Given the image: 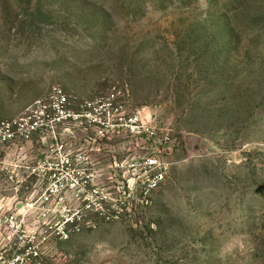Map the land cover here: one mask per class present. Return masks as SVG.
Masks as SVG:
<instances>
[{
  "label": "rangeland",
  "instance_id": "rangeland-1",
  "mask_svg": "<svg viewBox=\"0 0 264 264\" xmlns=\"http://www.w3.org/2000/svg\"><path fill=\"white\" fill-rule=\"evenodd\" d=\"M53 85L93 122L57 130L86 178L29 217L43 264H264V0H0V122ZM52 144L0 156V202Z\"/></svg>",
  "mask_w": 264,
  "mask_h": 264
},
{
  "label": "built area",
  "instance_id": "built-area-1",
  "mask_svg": "<svg viewBox=\"0 0 264 264\" xmlns=\"http://www.w3.org/2000/svg\"><path fill=\"white\" fill-rule=\"evenodd\" d=\"M106 104L112 105L110 99L103 101L102 106L105 107ZM69 106V97L65 89L59 85H53L44 97L34 101L21 114L13 119L0 122V156H9L13 147L32 142L36 137H39L43 142L48 139L53 142L49 151L30 173L39 180L47 182L45 189L35 192L34 196L38 200L25 205L20 202L15 207H9L7 203H4V200L0 202V241L6 246H11L8 250L0 251V264H43V253L35 245L29 217L36 213L42 218H47L51 213V209L47 207L52 206L57 200L61 199L60 201H62L64 193L76 189L79 186V181H84L86 178L84 177L85 171L78 168L86 159L85 156L80 152L74 154L69 151L67 144L59 140L57 130L60 126L68 123L77 125L82 119H86L90 124L84 127L88 130L93 122V111L88 109L79 113L71 110ZM105 112L101 115L106 120L109 116H115L118 110L109 111L108 114ZM94 120L98 122L96 119ZM138 121V117L131 119L132 124H136ZM104 126H106V122L100 119L98 134H104L106 131ZM72 130L74 129L66 130L72 136L70 138L75 137ZM132 130H134L133 127ZM152 165H155L154 161ZM161 178L162 176H159L151 180L146 192L147 196L157 188ZM99 205L102 209L100 203ZM69 223H71V227L78 226L74 219L66 222V224ZM62 235L65 240L69 238L66 232H63Z\"/></svg>",
  "mask_w": 264,
  "mask_h": 264
},
{
  "label": "crops",
  "instance_id": "crops-1",
  "mask_svg": "<svg viewBox=\"0 0 264 264\" xmlns=\"http://www.w3.org/2000/svg\"><path fill=\"white\" fill-rule=\"evenodd\" d=\"M36 138H39V137H36ZM41 140V139H40ZM42 142V141H41ZM16 147H19V146H16Z\"/></svg>",
  "mask_w": 264,
  "mask_h": 264
}]
</instances>
